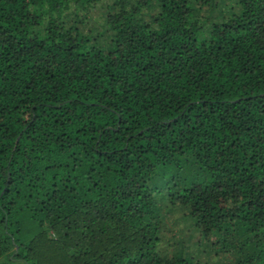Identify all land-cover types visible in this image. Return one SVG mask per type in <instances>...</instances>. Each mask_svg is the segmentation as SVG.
Instances as JSON below:
<instances>
[{
    "label": "trees",
    "instance_id": "1",
    "mask_svg": "<svg viewBox=\"0 0 264 264\" xmlns=\"http://www.w3.org/2000/svg\"><path fill=\"white\" fill-rule=\"evenodd\" d=\"M0 257L264 264V0H0Z\"/></svg>",
    "mask_w": 264,
    "mask_h": 264
},
{
    "label": "rangeland",
    "instance_id": "2",
    "mask_svg": "<svg viewBox=\"0 0 264 264\" xmlns=\"http://www.w3.org/2000/svg\"><path fill=\"white\" fill-rule=\"evenodd\" d=\"M95 15L96 11L93 10L91 18L95 17ZM0 264H23V262L19 259H6L4 257H0Z\"/></svg>",
    "mask_w": 264,
    "mask_h": 264
}]
</instances>
